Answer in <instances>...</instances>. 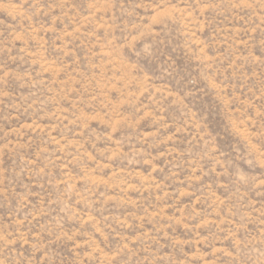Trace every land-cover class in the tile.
<instances>
[{
  "label": "rangeland",
  "instance_id": "1",
  "mask_svg": "<svg viewBox=\"0 0 264 264\" xmlns=\"http://www.w3.org/2000/svg\"><path fill=\"white\" fill-rule=\"evenodd\" d=\"M0 264H264V0H0Z\"/></svg>",
  "mask_w": 264,
  "mask_h": 264
}]
</instances>
